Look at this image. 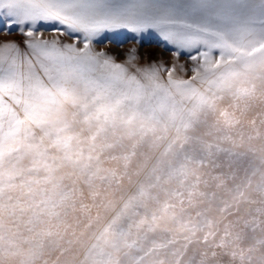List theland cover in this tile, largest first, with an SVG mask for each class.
Wrapping results in <instances>:
<instances>
[{
	"label": "snow or ice",
	"instance_id": "snow-or-ice-1",
	"mask_svg": "<svg viewBox=\"0 0 264 264\" xmlns=\"http://www.w3.org/2000/svg\"><path fill=\"white\" fill-rule=\"evenodd\" d=\"M13 34L0 264H264V0H0Z\"/></svg>",
	"mask_w": 264,
	"mask_h": 264
},
{
	"label": "rangeland",
	"instance_id": "rangeland-1",
	"mask_svg": "<svg viewBox=\"0 0 264 264\" xmlns=\"http://www.w3.org/2000/svg\"><path fill=\"white\" fill-rule=\"evenodd\" d=\"M114 35V34H109ZM119 39L123 41L122 46L119 48L116 47V45H109L107 43L100 44L98 43L96 45L97 49L100 48H108L111 51H119L120 53H123L128 48H131L133 46H137L139 48V51L142 55L147 54L149 58L152 59H165L168 60L172 52L169 51V47L165 41L161 37H159L158 34L154 32H149L143 34L142 37H138L139 44H137L136 40L133 39L134 34L128 32L127 30H120V32L117 34ZM0 39H12V40H19L20 37L17 34H13L11 36H0ZM119 59H123V56L121 55ZM183 62V58L181 60Z\"/></svg>",
	"mask_w": 264,
	"mask_h": 264
}]
</instances>
